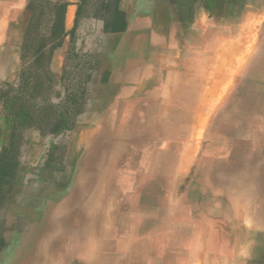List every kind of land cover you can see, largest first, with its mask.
Here are the masks:
<instances>
[{"label":"rangeland","instance_id":"obj_1","mask_svg":"<svg viewBox=\"0 0 264 264\" xmlns=\"http://www.w3.org/2000/svg\"><path fill=\"white\" fill-rule=\"evenodd\" d=\"M29 1L34 3L33 12L27 10ZM48 1L24 0L21 6L1 8L8 20L3 23L7 28L6 36L0 39V88L5 91L15 92L20 69L30 62L29 55L23 64L21 61L22 53L27 50L24 35L28 25L32 22L36 25L32 47L37 46V40L42 36L49 34L52 23ZM66 2L65 36L50 55L51 80L42 85L39 95L32 101L0 100V153L3 147L9 146L12 133L18 139L15 149L3 154L6 162L15 152L17 156L8 171L12 175L0 179V255L14 230L18 212L24 215L20 219L32 220L35 214L29 210L40 202L43 194L48 190H63L70 184L84 143L96 133L102 104L116 89L110 81L107 62L112 49L104 35L117 33L112 29H116L120 21L126 22L125 13L120 10L121 0ZM123 7L127 14L137 10L147 13L153 8L155 15L169 14L176 22L172 25L179 51L186 54L184 71L192 75L194 68L200 75V87H196L195 78L188 81L195 87L187 85L186 80L185 86L165 89V107L161 113L168 118L162 135L151 150L149 162L151 178L163 177V192L154 201V210L148 216L144 217L137 210L126 211L130 221L144 224L139 231L131 232L129 238L132 241L128 244L135 245L140 239L149 245V255L140 254L135 264H188L193 250L198 254L194 264H215L219 261L216 252H222L225 241L235 236L238 223L231 220L234 216L229 198L220 193L211 194L195 182L200 167L209 163L206 151L213 145L212 138L223 119L233 110V100L240 90L251 82H260V91L264 94V0H149L145 3L127 0ZM70 11L72 15H69ZM192 19L195 21L190 22ZM213 82L216 84L209 85ZM8 85L13 91H9ZM198 89L201 94L199 104L196 103ZM171 98L173 103L170 104ZM263 108L264 101L251 103L248 119L233 125L234 134L241 127H251L261 121ZM112 113L115 118L123 113L130 118L133 115V111H126L124 104L118 105ZM252 158L246 153V160ZM184 192L193 195L190 194V205L188 203L179 212ZM180 223L189 228L192 235L183 241L179 261L174 255L165 261L162 256L169 248L166 232ZM126 254L121 250L117 258Z\"/></svg>","mask_w":264,"mask_h":264},{"label":"bare ground","instance_id":"obj_2","mask_svg":"<svg viewBox=\"0 0 264 264\" xmlns=\"http://www.w3.org/2000/svg\"><path fill=\"white\" fill-rule=\"evenodd\" d=\"M69 15H72V11ZM115 60L111 77L114 80L112 83L119 84V87L114 89L108 100L105 98L107 101L103 106H107L105 110L102 106L95 135L83 145V152L79 156L70 184L63 190L44 192L40 202H36L29 210H33L35 214L32 220L20 219L24 215L18 212L14 230L0 255V264H97L107 256H114L113 254L117 258V253L121 250L126 251L129 261L136 262L140 254L147 255L150 252L149 245L144 240H136L135 245L128 244L132 241L129 238L131 232L139 231L144 224L137 225L130 221L126 217V211L137 210L144 217L148 216L154 210V201L163 192V177L158 176L154 180L151 178L149 162L151 150L162 135L168 118L161 113L165 107L164 90L162 87L146 85L136 88L137 92L132 94V102L125 101L133 86L121 82L123 67L119 58ZM131 78L129 76L123 81L128 79L131 82ZM261 86L260 82H251L237 94L233 100V110L223 119V124L212 138L213 145L206 151L209 163L200 167L195 182L207 188L211 194L238 197V201L249 208L252 219L257 224L262 223L259 219L262 209H257V200L253 195L261 182H264V108L261 121L257 120L251 127H241L236 135L232 129L236 122L248 119L251 103L264 101ZM145 96L148 97L144 98ZM172 98L170 104L173 103ZM117 103L124 104L127 112L133 111L132 118L126 113L115 118L111 110ZM246 153L253 156V161H246ZM185 192L184 196L181 194L183 199L178 206L179 212L191 202V193L185 195ZM241 222L240 218L239 223ZM175 225L166 232L164 239L169 248L165 250L163 260L174 255L176 261H179V249L183 241L192 235L184 224ZM193 252L194 250L189 255L188 264H193L198 256Z\"/></svg>","mask_w":264,"mask_h":264},{"label":"crops","instance_id":"obj_3","mask_svg":"<svg viewBox=\"0 0 264 264\" xmlns=\"http://www.w3.org/2000/svg\"><path fill=\"white\" fill-rule=\"evenodd\" d=\"M126 1L127 0H121L120 4V10L125 13L126 18L125 27L123 31L117 32L115 34L105 33L104 35V37L109 40L108 46L112 49V54L109 55L107 59V62L110 65V81H114H112L111 77V71L113 69L112 65L116 61L115 59L119 58L123 67V71L121 73V82L131 84L133 86L132 91L128 93V97H126L125 101H133L134 99L132 94L137 92L136 88H140L146 85L162 87L165 92L166 88L177 86L179 87V85L181 84L185 85L186 80L189 81L192 79L193 81L196 78V87H200L199 73H195L194 68H192V75H188V72L184 71L186 68V65L184 66V63L187 62L186 54L185 52L179 51L178 48V40L176 38V32L174 30L175 27L174 25H172L176 23L175 20H172V17H170V15L167 13L155 15L154 8L152 10L150 9V11H146L147 13L137 10L134 14H127V11L124 10L123 7V3L125 4ZM148 1L149 0H140V2L143 3ZM23 3L24 0H0V39L5 38L6 36L7 28L3 25V23L8 21L5 13L4 18L1 8L6 5L21 6L23 5ZM194 21L193 19L190 20V22ZM136 54L138 56H136ZM213 56L214 60L216 61L215 50L213 51ZM188 58H191V56H189ZM192 58L194 59V56H192ZM192 60L189 59V61ZM129 61L132 62L130 63ZM197 61L199 63L200 59L198 58ZM123 64L126 65L124 66ZM129 76L132 77L131 82H129L128 79L126 81H123ZM158 80H160L161 83ZM214 81H216V79H214ZM215 84L216 82H213L209 85L213 86ZM115 85H118L116 87L117 89L119 87V84L116 83ZM187 85H194V83L192 82L191 84L190 82H188ZM193 87H195V85ZM105 102L102 105H104ZM200 102L201 94L200 90L198 89L196 103L199 104ZM118 105L121 104L117 103L116 105H114L111 111L113 112V109L116 108ZM105 106H103L104 110ZM196 116L197 115L194 114V117ZM246 161L251 162L253 161V158ZM227 198H230V200L232 201H230L232 212L231 215L232 217H234L231 218V220L235 222L237 221L238 223L234 230L237 233H235V236L233 237L234 239L231 237L225 241V249L222 252H216V256H218L217 260L219 261L215 264H264V182H261V184L259 185V189L256 190L253 195V198L257 200V209H262L260 211L261 217L259 218L262 223L260 224H257L253 221L251 211H249V208L245 207L242 202L238 201V197L236 198L234 196H229ZM234 218L236 220H234ZM240 218L242 221L241 223H239ZM119 257L116 258V256H107L106 258H103L102 260L98 261L97 264L136 263L132 260L129 261L127 256H123L122 258ZM85 264L91 263L88 262ZM92 264H94V262H92Z\"/></svg>","mask_w":264,"mask_h":264},{"label":"trees","instance_id":"obj_4","mask_svg":"<svg viewBox=\"0 0 264 264\" xmlns=\"http://www.w3.org/2000/svg\"><path fill=\"white\" fill-rule=\"evenodd\" d=\"M51 0L48 1V8H50V17H51V27L47 37L42 36L37 44L33 46L34 30L36 29L35 23H30L26 29L24 35V48L27 50L22 53L21 61L22 64L25 62L26 57L29 55L30 62H27L22 65L20 72L18 74V81L15 88V92L5 91L3 88H0V100L8 98L12 102L23 103L25 101L34 100L40 93L41 87L44 83H47L51 80V73L48 69L50 63V55L56 47L59 45V40L64 38L65 33L63 29L64 14L66 12L67 2L66 0ZM34 3L29 1L27 10L33 12ZM117 15V13H116ZM125 27V23L120 21L119 26L112 29V31L121 32ZM25 65V66H24ZM10 90L13 91L11 85L7 86ZM21 109V107H20ZM18 142V139L15 133H12L10 136V144L8 147H3L0 153V179L3 180L9 175L8 171L13 165V161L16 160L17 153L11 157L9 161L6 162L3 154L8 151L15 149V144Z\"/></svg>","mask_w":264,"mask_h":264}]
</instances>
